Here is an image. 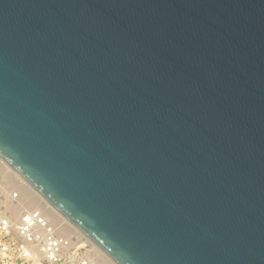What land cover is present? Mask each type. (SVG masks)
I'll return each instance as SVG.
<instances>
[{
    "label": "water",
    "instance_id": "1",
    "mask_svg": "<svg viewBox=\"0 0 264 264\" xmlns=\"http://www.w3.org/2000/svg\"><path fill=\"white\" fill-rule=\"evenodd\" d=\"M0 158L117 264H264V0H0Z\"/></svg>",
    "mask_w": 264,
    "mask_h": 264
},
{
    "label": "built area",
    "instance_id": "2",
    "mask_svg": "<svg viewBox=\"0 0 264 264\" xmlns=\"http://www.w3.org/2000/svg\"><path fill=\"white\" fill-rule=\"evenodd\" d=\"M0 264L100 263L82 238L62 235L41 210L23 208L12 217L0 206Z\"/></svg>",
    "mask_w": 264,
    "mask_h": 264
},
{
    "label": "bare ground",
    "instance_id": "3",
    "mask_svg": "<svg viewBox=\"0 0 264 264\" xmlns=\"http://www.w3.org/2000/svg\"><path fill=\"white\" fill-rule=\"evenodd\" d=\"M0 177V196H4V199H1L0 197V205H3L6 209L14 212L17 214V216L20 214V210H23V208L41 210L47 220L50 221V223H52L62 235L71 237L69 228L72 227L77 232H79L85 238L84 243L91 248L93 258L96 260L99 258L98 262L100 264H117L99 246H97L85 234H83L73 223H71L67 218L59 213V211H57L42 195H40V193H38L24 178H22L1 158ZM14 177L17 178L19 183L15 182ZM25 186H27L29 189H32L35 195L29 194ZM12 192L17 193V205L13 203L14 199L11 194ZM41 202L44 204L41 205ZM56 217H59L60 221H56Z\"/></svg>",
    "mask_w": 264,
    "mask_h": 264
},
{
    "label": "rangeland",
    "instance_id": "4",
    "mask_svg": "<svg viewBox=\"0 0 264 264\" xmlns=\"http://www.w3.org/2000/svg\"><path fill=\"white\" fill-rule=\"evenodd\" d=\"M14 180H15V182L16 183H19V181L17 180V178L16 177H14ZM5 184V183H4ZM26 187V189H27V191H28V193L29 194H31V195H35L34 194V192L32 191V189H29L27 186H25ZM24 187V188H25ZM1 197V199H4V197L1 195L0 196ZM13 203L15 204V205H17V202H15V201H13ZM44 203H42L41 202V205H43ZM1 206V208L3 209V211H7L12 217H17V214H15L14 212H12V211H10L9 209H6L3 205H0ZM30 206V205H29ZM31 207H33V206H31ZM16 211V210H15ZM22 211V209L20 210V212ZM57 219H56V221H60V219H59V217H56ZM69 233H70V235L71 236H75V237H78V238H82V241H84V237L79 233V232H77L73 227L72 228H69ZM98 261H99V258H98Z\"/></svg>",
    "mask_w": 264,
    "mask_h": 264
}]
</instances>
